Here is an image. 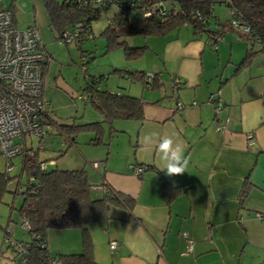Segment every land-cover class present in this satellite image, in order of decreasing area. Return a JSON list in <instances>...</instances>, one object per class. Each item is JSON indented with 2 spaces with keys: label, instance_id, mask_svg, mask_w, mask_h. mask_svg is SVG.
Here are the masks:
<instances>
[{
  "label": "crops",
  "instance_id": "crops-1",
  "mask_svg": "<svg viewBox=\"0 0 264 264\" xmlns=\"http://www.w3.org/2000/svg\"><path fill=\"white\" fill-rule=\"evenodd\" d=\"M45 23L39 22L36 26L51 56L45 67L42 92L49 117L62 124L100 120L101 115L91 118H84L83 112L78 115V101L82 100L83 105L89 103L82 86L74 89L70 83L73 70V64L69 63L70 51L64 55L61 48L55 49L48 43L53 35ZM206 36L205 32L194 31L191 25L182 24L149 39L144 52L152 68L143 64L127 68L156 73V85L145 88L147 91L127 84L124 77L113 72L114 68L124 67L108 70L122 81L112 90L105 89L140 97L143 118L116 119L111 126L103 123V143L94 145L107 144L105 154L99 160L83 156L84 163L100 162L97 167L100 182L134 200L129 211L126 207L111 205L108 211L111 218L86 225L93 243L91 250L99 264H264V219L256 216L257 212H264V81H259L247 93L235 85L236 72L240 70L236 68L247 48L234 65L235 41L230 40L227 45L219 40L212 46L213 50L208 49L211 45ZM100 75L87 78L100 77L101 83H106L108 76ZM172 77L179 78L180 83L169 88ZM230 82L232 86L228 85ZM101 83L97 85L103 88ZM218 90L221 109L215 113L205 100ZM172 99H180L188 107L175 109ZM193 100L198 103L192 105ZM217 123L221 124L220 130L215 129ZM52 130L47 134L56 133ZM249 131L253 134L251 144L246 140ZM152 132L179 137L188 161L185 173L169 177L160 171L155 146L151 153L143 146L144 137ZM119 134L126 140L121 141ZM85 135L83 140L92 136ZM41 140L36 142L44 147ZM31 141L32 138L28 139L30 146ZM69 144L78 148L79 142L76 138ZM48 162L47 165H53L57 160L50 158ZM78 165L73 164L71 169L85 168ZM137 165L142 168L140 174L134 172ZM244 180L251 183V190L240 205L237 194ZM164 182L170 189L179 188L169 201L163 198ZM17 207H9V222H17L11 216ZM4 228L7 226L0 223V264H17L13 251L2 241ZM182 232L193 239L189 253H184ZM14 238L26 241L29 234ZM45 240L48 250H53L52 255L79 252L82 248L79 228L50 229ZM110 241L116 242L113 250L109 249Z\"/></svg>",
  "mask_w": 264,
  "mask_h": 264
},
{
  "label": "trees",
  "instance_id": "trees-1",
  "mask_svg": "<svg viewBox=\"0 0 264 264\" xmlns=\"http://www.w3.org/2000/svg\"><path fill=\"white\" fill-rule=\"evenodd\" d=\"M135 1L148 3L149 1L154 2L156 0ZM161 2L164 3L166 13L147 17L146 15H140L136 16L134 20L129 19L127 15L131 11L134 13L140 11L141 3H136L138 5L136 7L124 6L121 9V12L126 11L127 18L125 20H122L119 16L120 10L116 11L112 8L113 12L107 19H111L115 26L107 22V25L101 30V35L106 39V48L110 49L120 46L127 59L139 58L143 55L144 51H147L148 47L146 44L128 46L125 40H123L124 37L135 34L159 36L166 34L170 29L180 27L182 24L191 25L196 32L207 33L209 29H212L206 24L208 23V19L213 15L214 5L224 3L230 9H235V13L240 16L243 23L249 25L250 31L248 33L239 32L228 24L229 19H226L225 22L215 20V24L213 25H218V27L213 29L222 35L227 29L236 30L239 38L250 41L252 46L255 45L257 47L255 50H252L250 47L246 50L236 70L247 65L252 55L257 51L264 52V0H229V2L226 0H161ZM77 4V2L72 0H62V2L43 0V7L49 20L48 27L56 39H59L64 29L71 28L74 22L81 19V17L86 19V22L90 24L89 29L92 30L93 22L100 18L101 12L105 9H110L102 6L89 8L88 6H79ZM5 8L11 10L14 23L17 26L15 10L11 7ZM193 11L202 15L205 21L203 23L199 22L193 17L191 13ZM32 25L37 28L35 23L26 27ZM254 37L259 39V44L254 42ZM81 43L82 41L75 44L78 49H81ZM46 52L47 56L51 59L50 53L47 50ZM79 54L80 57L81 55L85 56L86 60L84 64L87 63L88 56L82 52ZM48 62L49 60L43 64V76ZM113 72H117L127 80L139 81L146 88H152L156 85V73H152L154 77L150 81H145L143 75L146 72L141 70L114 68ZM90 79L87 80L86 85L82 87L81 91L87 103L102 118L91 121H74L71 124H62L52 118L50 119V124L53 127V130H50L61 135L63 143H66L67 146L70 145L69 143H74L77 135L80 133L92 134L88 139L89 143H103V123L111 126L112 122L116 119L141 120L143 118V102L140 97L101 88L97 85L102 80L100 77H91ZM76 118L74 117V119ZM36 153L34 148L29 146L21 154V173L26 174V183L22 185L19 178H17L15 191H13L19 193L20 190L22 194V201L15 208L19 219L26 220L29 224V229L26 230L29 234V240H20L25 245V262L23 264H99L94 259L93 251L91 250L93 249V243L86 225L111 218L110 213H108L111 205L123 206L129 211L133 207L134 200L130 196L110 188L106 183H104L105 188H107L106 191H102V194L98 197H91L90 188L93 184L89 181L87 177L88 172L84 167L62 169L53 168V165H49L51 168H48L45 162L46 159L39 160ZM41 163H44L43 167ZM10 179H13V177L10 175L5 176L4 172H0V201H2L1 192L5 190V186ZM242 183L241 189L237 194L240 205L251 190V183L248 180H244ZM166 184L164 182L162 185L163 198L169 201L172 196L177 194L179 188L170 189ZM11 208H14V206H11ZM259 213L262 214V218L260 219H264V212ZM68 227L80 229L81 250L79 252L51 255L48 252L45 240L47 231ZM15 240L19 241V239ZM5 243L14 252L12 247L7 242ZM14 259L17 264H20L15 254Z\"/></svg>",
  "mask_w": 264,
  "mask_h": 264
},
{
  "label": "built area",
  "instance_id": "built-area-1",
  "mask_svg": "<svg viewBox=\"0 0 264 264\" xmlns=\"http://www.w3.org/2000/svg\"><path fill=\"white\" fill-rule=\"evenodd\" d=\"M71 1V0H70ZM77 2L79 6L108 7L120 10L122 20L127 18L126 11L121 9L126 7H136V3H141L140 12L142 16H151L155 14H164L166 9L161 0L144 3L136 2L135 0H72ZM229 2V0H226ZM229 8V7H228ZM230 9V8H229ZM234 8H231V18H229L230 26L241 33H248L250 27L243 23L240 16L235 13ZM199 22L203 23L205 18L198 12H191ZM108 17V16H107ZM11 10H8L1 4L0 0V156L4 157L6 164L4 166V175L7 176L12 169L11 158L16 154H23L28 147V139L36 137L41 139L52 129L50 124V115L46 109V101L43 97L44 76L43 64L50 60L47 56L44 44H42L39 32L35 26L26 28H18L14 23ZM108 23L112 24L109 19ZM86 19H81L74 22L71 28L64 29L59 37V42L65 44H78L86 38L93 37V30L89 29ZM207 43L214 46L217 41L222 40V34H219L214 29L207 31ZM254 42L259 44V39L254 37ZM80 55V54H79ZM85 56L81 55L80 65L84 69ZM144 80L150 81L154 76L152 73H145ZM180 83V79L172 77L171 86H176ZM218 92L210 94L208 101L212 104L215 113L221 109V102L218 97ZM192 105L196 102L192 101ZM183 105V103H182ZM175 108L180 109L181 103L176 100ZM228 119H226L227 121ZM216 130L221 129V124H216ZM249 131L246 135L248 144L253 143V134ZM92 167L97 168L99 162L93 161ZM44 163H41L43 167ZM142 171L141 166H134V172ZM104 181L99 184L92 185L93 189L106 191ZM256 216L262 218V214L256 213ZM21 225L28 230L29 224L26 220H22ZM3 242H7L12 249L20 264L25 262V245L21 241L11 238L10 230L4 228ZM185 241L184 253H189L192 249L193 239L186 232L181 233ZM116 242L110 241L109 249L115 248Z\"/></svg>",
  "mask_w": 264,
  "mask_h": 264
},
{
  "label": "rangeland",
  "instance_id": "rangeland-1",
  "mask_svg": "<svg viewBox=\"0 0 264 264\" xmlns=\"http://www.w3.org/2000/svg\"><path fill=\"white\" fill-rule=\"evenodd\" d=\"M59 2H62V0H57ZM1 4L7 8H13L15 10V20L16 24L19 28L23 29L27 25H31L34 23V20H36V24L39 22H46L45 26L47 27L49 20L47 19V14L45 12V8L43 7V0H1ZM229 8L223 3V4H215L214 5V10L213 15L208 19V23L206 24L207 26L213 28L215 24V20H220V22H225L226 19L231 18V12H229ZM113 12V9H105L101 12L100 18L95 20L93 22V37H89L82 41L80 48L78 49L76 45L73 43H68L65 44L63 42H59L58 39L55 38V36H52V40L48 43H52V46L55 49H62L63 54H69L68 51H70V64H73V70H71V76L70 78V83L74 87V89H78L79 86L84 87L86 85L85 79L89 80L87 77L92 75V74H101L100 76H105L108 78L105 80L106 83H101L100 85L103 88H109L113 89L116 88L119 83V81H122L117 76H115L114 73H108V70L111 69L112 67H124L127 69L128 67H133L134 66H139V65H144L147 68H152V64H150L149 59H147V55L145 54L146 52L143 53L142 56L139 58H131L127 59L122 52L123 49L120 46H115L110 49L106 48V39L103 35H101V30L107 25V16H109ZM141 12L136 11L134 12H129V19L134 20L136 16H140ZM34 19V20H33ZM182 26V25H180ZM41 29V28H39ZM183 29V28H181ZM50 31V30H49ZM203 33V32H201ZM53 35V32H52ZM237 32L233 30L227 29L226 32L224 33V41L227 45H229L230 40L235 41L233 45V52H232V57L235 58V64L236 65L240 59L243 56V52L245 48H252V50L257 49V47L254 45H251L250 41H246L244 39H241L237 36ZM54 37V38H53ZM157 36H143L142 34H135V35H129L127 37H124L123 40H125L126 44L129 46L134 45V44H145L146 42L148 43L149 39H155ZM208 49H213L212 46H208ZM229 47V46H228ZM214 50V49H213ZM82 52L83 54L88 56L87 63H85L84 67H87L86 70H83L79 64L80 60V55L79 53ZM239 56V57H238ZM235 68V67H234ZM264 52H258L254 57L250 59V62L247 65H244L240 68L239 71H237L236 75V80H235V85H239L241 88L244 89V91L247 93L251 91V87L253 88L259 81H264ZM85 71V73H84ZM146 73H151V71H146ZM86 74V75H85ZM85 76V77H84ZM127 84L130 85H135L142 91H147L145 88L142 87L139 82H131L130 80L124 79ZM233 82H230L228 85L232 86ZM169 88H171V82L169 80ZM143 88V89H142ZM220 92V90H218ZM215 92V91H214ZM217 92V91H216ZM209 96V95H208ZM208 96L206 97L205 103L210 106L211 110H213V107L211 103L208 101ZM173 100V108L175 107V102L178 100L181 103V107L185 108L186 106L188 107V103L185 105H182L183 101L180 99H172ZM195 101V100H193ZM82 100L78 101V104L80 105V114L81 115L83 112L84 118H91L92 116H98L99 113L96 112L92 107L88 104L83 105ZM192 102V101H191ZM197 102V101H195ZM198 103V102H197ZM121 135V137H120ZM86 137L85 133H80L77 135V140L79 142L78 148H75L70 145H64L62 141V138L60 135L53 133V134H47L42 137V142L44 147L37 148L38 142L36 137H32V147L38 154V159L44 160L46 159V165L49 163L48 161L50 158L52 160H57V163H53V168H62V169H67V168H74L73 164H79L78 166H85V169L88 172V178L89 181L92 184H99L100 179L98 175V170L97 168L92 167L90 163H84V158L83 156L85 155L87 159L89 160H99L103 154H105L104 150L108 147L107 144H99V145H94L88 142V140H83ZM119 139L122 141L126 140L125 136L122 134H119ZM27 146H30V143L27 144ZM59 149L61 151H59ZM63 151H66L65 153H62ZM87 151L91 152L88 153ZM90 156H93L91 158H88ZM105 156V155H104ZM93 158V159H92ZM48 159V160H47ZM12 162V169L10 170L9 175L13 177V179H10L9 182L5 186V190L2 193V201H0V223L3 226H7V229L10 230L11 238H20L26 235L28 237L26 229L23 228L21 225L22 220H18V214L17 210H12L13 219L17 221L16 223L14 222H9V207L15 205L16 207L21 203L22 201V194L19 190V193H15V187L17 184V178H19L20 182L22 185H25L26 183V174L21 173V162H22V155L21 154H16L11 158ZM99 162V161H97ZM100 163V162H99ZM6 164V161L4 157L0 156V171H4V166ZM45 165V166H46ZM48 168H51L49 165H47ZM99 167V166H98ZM20 176V177H19ZM91 189V197H98L100 195H95L94 192H99L100 194L102 193L100 190ZM57 237H53V243L56 242ZM15 239V238H14ZM51 251H48L53 254ZM61 252V251H60ZM59 254V253H57ZM54 256V255H53Z\"/></svg>",
  "mask_w": 264,
  "mask_h": 264
},
{
  "label": "clouds",
  "instance_id": "clouds-1",
  "mask_svg": "<svg viewBox=\"0 0 264 264\" xmlns=\"http://www.w3.org/2000/svg\"><path fill=\"white\" fill-rule=\"evenodd\" d=\"M38 146H41L40 142H38ZM143 146L149 153H151L153 146H155L159 152V169L160 171H164L165 175L171 177L186 172L188 161L184 158L182 143L179 137L173 138L170 135L161 136L157 132H152L144 137Z\"/></svg>",
  "mask_w": 264,
  "mask_h": 264
}]
</instances>
